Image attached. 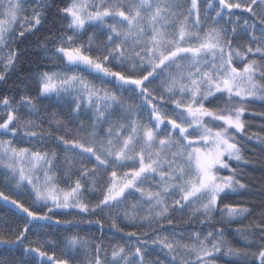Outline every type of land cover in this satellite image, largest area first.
Wrapping results in <instances>:
<instances>
[{"label":"snow or ice","instance_id":"obj_1","mask_svg":"<svg viewBox=\"0 0 264 264\" xmlns=\"http://www.w3.org/2000/svg\"><path fill=\"white\" fill-rule=\"evenodd\" d=\"M24 3L0 0V82L20 62L18 43L50 23L51 0ZM56 15L64 29H49L40 47L52 43L48 59L64 68L40 74L37 97H0V173L6 187L40 205L0 190V200L23 213L22 225L0 229V245L21 246L23 264H73L69 253L81 250L87 264H165L155 249L167 264H218L220 255L264 264V211L236 229L244 248L221 229L176 231L178 223L211 224L217 212L222 220L253 214L223 200L249 188L229 161L249 163L237 135L246 134L249 105L264 102V0H68ZM53 95L70 98V114L87 113L89 122L73 131L53 113L50 124L64 129L57 134L28 118L39 112V97ZM53 136L60 152L16 143ZM248 139L264 145L258 133ZM57 209L79 218L55 217ZM104 216L125 242L72 234L60 256L48 250L55 241L25 244L33 221L103 229Z\"/></svg>","mask_w":264,"mask_h":264},{"label":"trees","instance_id":"obj_2","mask_svg":"<svg viewBox=\"0 0 264 264\" xmlns=\"http://www.w3.org/2000/svg\"><path fill=\"white\" fill-rule=\"evenodd\" d=\"M28 2L27 0H25ZM34 6V0H29ZM53 7L50 9L49 17L50 23L42 29L35 36H28L22 42L18 43V47L22 50V56L19 64L14 72L10 74L6 82H0V97L9 96L14 101H19L22 95L28 94L33 97L38 96V78L44 71L49 70H62L63 63L55 60L54 62L49 61V55L52 52L53 44L49 43L47 49L41 48L40 43L43 41L46 35H49V29L54 33L63 31L64 21H62L56 15V7H63L68 3V0H51ZM246 15V14H245ZM93 29H89L85 35V39L88 34L93 33ZM98 38H102L99 32H96ZM241 41L243 38H240ZM58 66V67H57ZM83 75L91 80L92 75L84 72ZM111 87V85H108ZM70 98L65 100H58L54 95L51 97H39L37 105L39 108L38 113H33L31 119L37 120V122L43 121V127L45 129H51L53 133L63 134L64 129H57L54 123L50 124L51 115L56 114V118L63 122L67 127L75 131L79 128L81 122L85 125L88 121V114L82 112L79 116L72 113L68 107ZM250 111L245 113L244 120L247 122L246 134L237 135V139L243 148V155L249 161L248 164L242 162H236L234 160L229 161L232 168H236L239 171L238 179L241 182L246 183L249 188L248 190H241L237 193H232L223 200V203L243 204L252 209V215L247 219L236 218L228 220L224 218L222 220L221 215L217 212L214 215V219L211 224H200L199 222L193 223H178L176 226L177 232H182L187 235L190 232L201 231L207 233L213 229H221L224 233L225 238L236 248L246 247L245 241L237 234L236 229L249 224L261 211H264V145H261L256 140H249L248 136L252 133H258L264 136V116H260L254 113L264 112V102L254 101L249 105ZM20 112L24 116H28L25 108L21 107ZM2 110H0V116H2ZM146 115V113H145ZM48 141L47 147L51 150L60 152V146L53 137L45 138ZM62 155V153H61ZM59 167V165H58ZM74 171V170H73ZM228 169H222L221 175H229ZM75 179V175H73ZM67 178L61 177V186H65ZM0 190H4L9 195L15 196L20 199L29 207L39 208V204H33L32 198L28 195L27 191H24L23 195H20L18 191H13L11 188L6 187L4 182H0ZM93 199V197H88ZM131 200V198H129ZM82 215V214H81ZM179 219V214H176ZM23 213H20L13 205L5 203L0 200V229L16 228L18 225H22ZM55 217L61 219H72L77 217L78 213L76 210H55ZM104 219V227L101 229L96 224L87 223H76L72 225L60 224L57 225L53 221L44 222L39 224L38 222H32L35 227L28 234L29 242L43 243L45 241H55L56 247H49L50 252H55L57 256L62 254L64 238L72 234H79L82 237L91 238H103L104 243L108 245L111 241L125 242V239L121 233L116 232L109 226L107 216L102 217ZM184 218H187V213L184 214ZM94 219V217H93ZM120 226L126 230L141 231L140 227L132 229L131 226L124 222H120ZM171 231V229H167ZM34 255V254H33ZM74 257L73 264H87V257L81 250L76 253H69ZM153 258L159 257L160 260L167 264V257L164 253L160 252L159 249H155L152 252ZM25 254L21 246L17 245L14 247L0 245V260H10L12 264H23ZM38 260V258H37ZM218 264H241V262L235 257H229L220 255Z\"/></svg>","mask_w":264,"mask_h":264},{"label":"rangeland","instance_id":"obj_3","mask_svg":"<svg viewBox=\"0 0 264 264\" xmlns=\"http://www.w3.org/2000/svg\"><path fill=\"white\" fill-rule=\"evenodd\" d=\"M27 1L28 2L25 1L24 7L31 8L32 7L31 1H29V0H27ZM52 55H53V49H52V52L49 55V57H52ZM57 61H59V60H57ZM63 67H64V64H63ZM93 79H94V74L91 77V80H93ZM94 82L97 84H100L99 80H95ZM106 86H108V85H106ZM2 114H3V112H2ZM16 143L18 144V146H29V143H31L32 145H34L37 148L44 147V148L48 149V147H47L48 141L46 139L33 140V141L29 142L27 138H23V139L17 138ZM0 182H4V177H3L2 173H0ZM34 222H38L39 224H42V223L48 222V221H34Z\"/></svg>","mask_w":264,"mask_h":264}]
</instances>
